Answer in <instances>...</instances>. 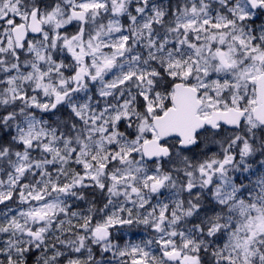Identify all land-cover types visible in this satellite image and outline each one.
Returning a JSON list of instances; mask_svg holds the SVG:
<instances>
[{
	"label": "snow or ice",
	"instance_id": "obj_1",
	"mask_svg": "<svg viewBox=\"0 0 264 264\" xmlns=\"http://www.w3.org/2000/svg\"><path fill=\"white\" fill-rule=\"evenodd\" d=\"M0 264H264V0H0Z\"/></svg>",
	"mask_w": 264,
	"mask_h": 264
}]
</instances>
